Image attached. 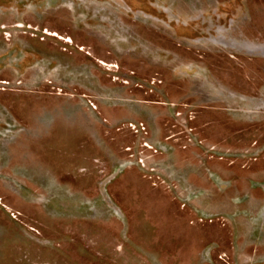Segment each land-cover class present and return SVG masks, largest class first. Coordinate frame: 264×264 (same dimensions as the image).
<instances>
[{
  "label": "rangeland",
  "instance_id": "374dc122",
  "mask_svg": "<svg viewBox=\"0 0 264 264\" xmlns=\"http://www.w3.org/2000/svg\"><path fill=\"white\" fill-rule=\"evenodd\" d=\"M0 264H264V0H0Z\"/></svg>",
  "mask_w": 264,
  "mask_h": 264
}]
</instances>
